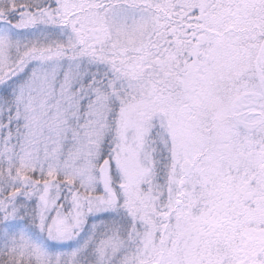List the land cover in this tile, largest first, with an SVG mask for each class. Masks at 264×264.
<instances>
[{
    "label": "snow or ice",
    "instance_id": "snow-or-ice-1",
    "mask_svg": "<svg viewBox=\"0 0 264 264\" xmlns=\"http://www.w3.org/2000/svg\"><path fill=\"white\" fill-rule=\"evenodd\" d=\"M0 264H264V0H0Z\"/></svg>",
    "mask_w": 264,
    "mask_h": 264
}]
</instances>
